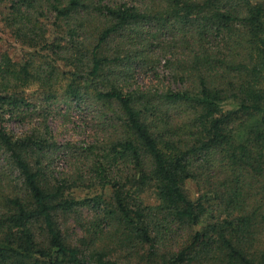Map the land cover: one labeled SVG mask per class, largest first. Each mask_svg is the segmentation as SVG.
<instances>
[{"label":"trees","instance_id":"obj_1","mask_svg":"<svg viewBox=\"0 0 264 264\" xmlns=\"http://www.w3.org/2000/svg\"><path fill=\"white\" fill-rule=\"evenodd\" d=\"M0 25V264H264V0H0Z\"/></svg>","mask_w":264,"mask_h":264},{"label":"rangeland","instance_id":"obj_2","mask_svg":"<svg viewBox=\"0 0 264 264\" xmlns=\"http://www.w3.org/2000/svg\"><path fill=\"white\" fill-rule=\"evenodd\" d=\"M261 1V0H254V2ZM8 52L11 56L16 57L22 55V48L17 44L5 31L2 30L0 25V53ZM20 58V57H19ZM159 71L160 70L159 68ZM152 72L151 71H145V72H138L136 78H135V84L137 85H147L150 84L152 81ZM40 103H37V106L39 109H42V105L39 106ZM54 110L51 112L47 118V122L50 125L54 135L56 136L55 139L59 143H65L69 141H83L85 140L86 136L84 135V131L82 130L81 124L77 117H75V112H66L61 105V103H56L54 105ZM42 117H40L41 121ZM34 124L37 123L36 121H33ZM30 123V122H29ZM11 130L15 131L16 133H19L22 128L20 125L11 123L10 124ZM86 129V127H85ZM60 166H62L60 164ZM185 189L187 194L190 196V198H196L198 196L197 193V187L195 183L187 182L185 184ZM95 194H98L97 190H83L81 192L77 193L78 197H91ZM143 199L146 203H152V198L148 193L143 194ZM85 219L87 218V215H84ZM66 227L69 229L71 234H79V231L81 230L80 227H77L75 225V222L72 219H69L66 222Z\"/></svg>","mask_w":264,"mask_h":264}]
</instances>
